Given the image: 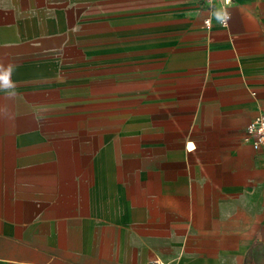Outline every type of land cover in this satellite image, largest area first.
I'll return each instance as SVG.
<instances>
[{
  "label": "crops",
  "instance_id": "0c3cea01",
  "mask_svg": "<svg viewBox=\"0 0 264 264\" xmlns=\"http://www.w3.org/2000/svg\"><path fill=\"white\" fill-rule=\"evenodd\" d=\"M222 8L0 0V264H264V0Z\"/></svg>",
  "mask_w": 264,
  "mask_h": 264
},
{
  "label": "built area",
  "instance_id": "2783aa9c",
  "mask_svg": "<svg viewBox=\"0 0 264 264\" xmlns=\"http://www.w3.org/2000/svg\"><path fill=\"white\" fill-rule=\"evenodd\" d=\"M197 1L212 3L216 0H197ZM217 1L223 3L222 18L219 20V24L225 27L228 25V21L230 19V14L227 12V9L229 5L232 4L235 0H217ZM205 25L206 27L209 28L211 26V21L206 20ZM247 139L255 150H259L264 146V115H261L255 121L250 123V125L247 128ZM151 264H166V263H163L159 260H154Z\"/></svg>",
  "mask_w": 264,
  "mask_h": 264
}]
</instances>
